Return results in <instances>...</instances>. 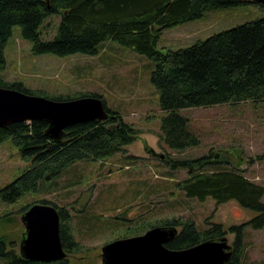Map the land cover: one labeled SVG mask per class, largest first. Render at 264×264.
Returning a JSON list of instances; mask_svg holds the SVG:
<instances>
[{
  "label": "trees",
  "instance_id": "1",
  "mask_svg": "<svg viewBox=\"0 0 264 264\" xmlns=\"http://www.w3.org/2000/svg\"><path fill=\"white\" fill-rule=\"evenodd\" d=\"M252 0H0V85H8L33 93L21 81H7L1 74L6 58L4 47L19 25L20 35L31 41L33 52H53L68 55L74 52L96 53L103 42L114 40L142 54L153 63L150 81L157 91L160 144L173 150H183L200 142L191 127L189 116L180 108L208 106L218 103L236 104L264 100V13L232 26L222 28L187 45L161 49L157 46L166 27L202 16L211 8L227 7ZM263 8L264 4L259 3ZM60 13L56 32L43 38L39 27L46 17ZM98 95L96 91L75 95H47L70 98L78 95ZM103 99V98H102ZM104 100V99H103ZM105 101V100H104ZM107 118L75 122L64 129L61 138L45 134L44 119L12 121L0 126V143L9 139L22 159V167L9 181L0 186V201L13 203L22 195L48 191L57 184V177L78 161H96L115 152L135 135L133 125L123 119L119 110L108 105ZM222 150L210 148L196 156H173L163 160L170 169L185 168L187 175L176 186L189 197L216 203L233 200L252 215L240 224L229 225L235 232L233 252L221 264H236L240 253L243 226H264V184L259 183L235 166ZM258 157H264L258 156ZM133 156H126L131 161ZM235 160H237L235 158ZM35 201L53 204L60 217V236L66 256L51 261L24 259L15 251V236L7 234L6 225L12 221L9 212L0 213V260L2 264H93L68 260L79 243L64 204L46 198ZM30 204H24L21 212ZM119 217V216H118ZM178 226L177 233L165 244L182 248L207 238H218L225 232L220 222L198 229L191 219L165 217L155 222L140 221L123 227L118 236L144 231L155 225ZM22 234L20 233L19 240Z\"/></svg>",
  "mask_w": 264,
  "mask_h": 264
},
{
  "label": "rangeland",
  "instance_id": "2",
  "mask_svg": "<svg viewBox=\"0 0 264 264\" xmlns=\"http://www.w3.org/2000/svg\"><path fill=\"white\" fill-rule=\"evenodd\" d=\"M262 13L264 8L251 1L211 8L202 16L164 28L157 46L165 49L187 45ZM59 19L60 13L43 19L39 27L41 37H52ZM19 31V25H14L4 47L6 61L1 74L7 81H21L48 95L72 96L96 91L103 96L106 105L120 111L136 132L122 152L96 161L71 164L57 177L56 187L26 193L13 203L0 201V213L9 212L12 217L6 229L7 234L16 238L15 251L18 252L20 233L25 229L20 220L21 207L38 198L66 205L80 245L76 251L68 253L71 262L102 264L101 245L118 237L123 227L165 217L189 218L198 229L220 222L226 229L222 235L227 237L232 249L235 232L228 229L229 225L247 220L252 211L233 200L216 203L210 196L203 200L186 196L176 186L177 180L187 175L186 169L171 170L163 157L166 153L196 156L210 148L219 149L228 153L232 163L245 175L264 184V157H258L264 155V100L257 104L246 100L236 104L226 102L180 108L181 113L189 116L200 142L183 150H173L160 144L162 110L156 88L150 81L153 63L145 54L114 40L104 41L93 54L35 53L31 41L23 38ZM126 156H133V160L127 161ZM27 164L29 161L20 157L9 139L2 141L0 186ZM261 199L264 201V194ZM236 264H264V226H243Z\"/></svg>",
  "mask_w": 264,
  "mask_h": 264
},
{
  "label": "water",
  "instance_id": "3",
  "mask_svg": "<svg viewBox=\"0 0 264 264\" xmlns=\"http://www.w3.org/2000/svg\"><path fill=\"white\" fill-rule=\"evenodd\" d=\"M252 1L264 4V0ZM108 114L105 101L98 95L54 98L0 85V126L12 121L44 119L47 122L45 134L59 139L67 126L80 121L102 120ZM20 220L25 229L18 252L24 259L51 261L66 256L60 236L59 212L53 204L33 202L21 212ZM177 231L173 224H155L140 233L110 239L100 247L101 263L221 264L232 253L225 235L182 248L166 246Z\"/></svg>",
  "mask_w": 264,
  "mask_h": 264
},
{
  "label": "flooded vegetation",
  "instance_id": "4",
  "mask_svg": "<svg viewBox=\"0 0 264 264\" xmlns=\"http://www.w3.org/2000/svg\"><path fill=\"white\" fill-rule=\"evenodd\" d=\"M32 203H33V202H32ZM232 244H233V243H232ZM233 245H234V244H233ZM233 250H234V249L232 248V252H233ZM231 254H232V253H231ZM230 257H231V255H230Z\"/></svg>",
  "mask_w": 264,
  "mask_h": 264
}]
</instances>
